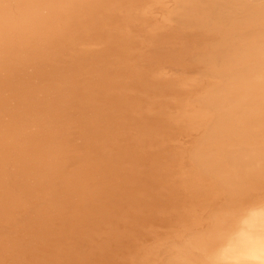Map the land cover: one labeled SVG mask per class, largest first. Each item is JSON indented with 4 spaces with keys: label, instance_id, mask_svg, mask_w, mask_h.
<instances>
[{
    "label": "bare ground",
    "instance_id": "obj_1",
    "mask_svg": "<svg viewBox=\"0 0 264 264\" xmlns=\"http://www.w3.org/2000/svg\"><path fill=\"white\" fill-rule=\"evenodd\" d=\"M169 249L264 251V0H0V264Z\"/></svg>",
    "mask_w": 264,
    "mask_h": 264
},
{
    "label": "rangeland",
    "instance_id": "obj_2",
    "mask_svg": "<svg viewBox=\"0 0 264 264\" xmlns=\"http://www.w3.org/2000/svg\"><path fill=\"white\" fill-rule=\"evenodd\" d=\"M150 176V174L148 173ZM176 195L174 194L175 197ZM165 254L156 255L157 263L161 264H208V257H200L196 254L193 256L189 253H183V251H174V250H167ZM247 253V254H246ZM159 257V259H157ZM264 258V251H253V252H244L243 253H234L230 254V256L222 257L220 262H211L214 264H250L256 263L257 260ZM164 261V262H163ZM251 261V262H248ZM210 263V264H211Z\"/></svg>",
    "mask_w": 264,
    "mask_h": 264
}]
</instances>
